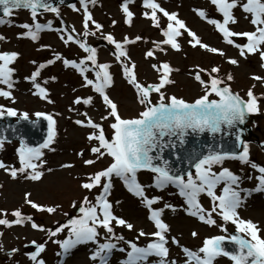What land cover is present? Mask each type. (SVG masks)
I'll return each instance as SVG.
<instances>
[{
  "label": "snow or ice",
  "instance_id": "1",
  "mask_svg": "<svg viewBox=\"0 0 264 264\" xmlns=\"http://www.w3.org/2000/svg\"><path fill=\"white\" fill-rule=\"evenodd\" d=\"M63 3V0H60ZM83 9L82 33L73 35L75 27L70 30L53 29L52 21L47 23L37 22L38 14L43 12L60 15V9L54 6L50 0H0V9L3 16L0 17V24L6 22L5 18L11 17L13 10H30L32 23H22L19 25L24 31L20 33L22 37H28L33 41L40 39V33L45 30L65 32L59 39L65 44H77L87 55L77 62L75 59L63 57L59 52H54L53 57L45 63H39L29 77L35 91L33 95L38 96L48 103L49 91L38 82L41 70L47 66L61 61L65 68L71 67L79 72L83 77V87H91L93 92L101 97L105 114L97 121L93 119L87 111L79 113L83 119H76L74 123L82 128L90 129L86 135L89 147L87 151L92 158L85 159V150L82 149L77 156L82 160L83 166L92 167L105 158L110 159L106 167L91 173L85 174L79 187L85 192L92 193L94 189H99L94 199H89L88 195L81 198L79 202L73 201L72 207H78L79 214L69 217L65 223L56 222L55 228L45 227L34 221L32 215H25L20 208L13 210L10 215L13 219H8L6 210L0 209V226L12 228L13 226H30L33 230L45 233L47 239L43 242L32 240L31 244L35 250L26 253L28 259L33 264H46L40 258L45 251L49 241L56 244L61 250L58 256L70 255L71 251L78 245H95L91 251L90 260L94 264H109L115 252L124 254V258L117 264H179L177 259L170 257L169 243L181 248L187 258L184 264H213L218 257L228 258L232 264H264V236L261 229L251 219L240 216L239 209L243 207L247 199L253 193L264 192V166L259 165L250 158L249 144L241 138L242 130H238L235 135V148L239 150L225 149L223 144L218 147L205 145L201 148L195 146L188 148L189 136H201L205 133L215 138L218 134L224 136L233 135L230 131L237 125H243L247 114L260 111L258 97L254 94L255 84L246 93L247 99L241 97L238 92H234L231 82L234 76L229 72L221 75L219 66L203 68L195 66L191 72L192 78L200 85L202 95L189 101L184 97L175 94H168L166 87L175 83L171 73L178 71L171 67L169 62L153 63L151 67L157 71L158 82L142 84L137 79L135 72L136 64L131 60L128 45L142 40L140 35L130 39L125 36L122 41H117L109 33L103 35L110 45H114L115 60L120 63L123 77L133 86L137 103L143 110L136 116L125 118L119 112V105L109 96L107 89L114 81L109 69V63H99L97 49L91 47L81 36L87 38L95 35L90 28L94 25L99 31L103 25L95 21L88 5L95 4L96 0H78ZM133 0H124L121 5L125 16V23L131 26L134 13L129 9V3ZM210 4L215 7L221 19L210 18L205 9H193L199 18L213 25L223 38V42L238 49L241 58L248 55L258 54L264 68V0H210ZM73 11H80L76 4H70ZM145 11L143 16L150 19L153 27L157 28L163 39L153 41V47L146 51V58H154L157 51L166 53V48L181 51L180 39L185 35L189 38L187 43L192 47L200 49L214 55L226 57L227 63L238 66L239 61L233 57H227L224 50L211 46L202 41V38L195 31L190 29L185 20L180 19L175 11H168L161 6L158 0H143ZM240 7L244 14V19L254 27L252 31H234L231 25L239 21L234 15V9ZM161 14V15H158ZM162 18H166V26L162 24ZM115 20L112 21L114 25ZM235 38H246L245 43H236ZM6 37L0 35V40ZM41 47H50L42 45ZM19 53L15 51L0 52V97L15 103L13 88L16 81L13 79L15 68L10 65L17 59ZM35 64V61H32ZM90 65V66H89ZM89 71L94 72L95 78L91 79L87 75ZM206 77V79H205ZM253 80L264 84V76L253 75ZM50 79L55 80L56 77ZM48 80L44 81L46 85ZM156 94L155 101L153 94ZM73 105H85L94 107L93 95L87 97L77 96L72 101ZM69 111H78L76 108H69ZM56 115H59L57 113ZM18 117L20 120L28 121L29 113H18L14 107H6L0 104V118ZM37 118L47 121V135L42 143L32 146L21 137L19 147L16 149L19 160V167L8 165L0 160V169L7 172L12 179L23 174L24 179L40 181L44 176L43 159L44 150L55 151L50 146L56 138V120L52 114L36 112ZM107 122V126L105 123ZM35 125L36 121H32ZM13 132L17 129L9 125ZM107 129V130H106ZM8 137L0 135V151ZM171 150L173 159L165 156V151ZM238 161L241 165H247L255 170L257 175L243 176L235 173L229 167L224 166L226 161ZM186 164L187 167H180ZM63 169H72L73 163L60 165ZM218 169V170H217ZM194 170V171H193ZM52 168H47L51 173ZM147 171L152 174V182L142 184L139 182L138 173ZM241 171H243L241 169ZM78 178V177H77ZM113 178H119L126 190L148 210V220L152 222L154 231H138L135 240H126L122 234H117L116 227H123L129 231L135 229V225L128 219L115 214L113 202L109 200L113 189ZM255 179L256 184L252 188L242 187L245 180ZM174 187L180 197L183 198V210L187 215L197 218L200 222L212 227H218L226 235H213L205 237L196 250H192L180 244V240L175 236H169L170 225L162 218L166 209L175 212L176 206L164 201L162 195H149V190L166 191L169 187ZM2 187V185H0ZM219 191V194H218ZM207 196L210 201V208H205L201 203V197ZM30 192H25L24 203L37 212L54 214L61 207L58 204L47 205L33 201ZM163 202L162 207H154ZM117 204L121 201H116ZM67 217L68 214L64 213ZM217 218L222 223H217ZM231 223L235 226V233H228L226 225ZM104 230L101 237L100 230ZM66 232L63 239L57 238L59 234ZM193 237L197 232L191 233ZM3 236V232H0ZM141 237L148 238L147 243L141 246L138 241ZM103 239V242H101ZM228 242L233 247H226ZM121 242L124 246L121 245ZM27 247V245H26ZM3 245L0 244V249ZM19 251L12 248L9 255ZM155 258L150 260V258ZM63 264V260H61Z\"/></svg>",
  "mask_w": 264,
  "mask_h": 264
},
{
  "label": "rangeland",
  "instance_id": "2",
  "mask_svg": "<svg viewBox=\"0 0 264 264\" xmlns=\"http://www.w3.org/2000/svg\"><path fill=\"white\" fill-rule=\"evenodd\" d=\"M124 0H96L95 4H89V11L95 21L103 25V28L99 31L95 30L94 25L90 24V28L95 32V35H90L87 38L83 36L80 39L85 43L97 49V58L99 63H109L111 65L109 71L113 76V85L107 89L109 96L119 105V112L122 117L130 118L136 116L143 110L142 106L137 103L136 93L127 80L123 77L122 68L119 62L115 60L114 45H110L107 40L103 39V35L111 33L117 41H122L125 36L130 39H134L135 36L140 35L142 40L137 41L134 44L128 45L129 55L131 60L136 64V75L139 82L142 84H151L158 82V73L151 65L159 62H169L171 67L178 69L171 73V79L175 81L174 84L166 87L168 94H175L178 97H184L191 101L202 95L200 85L194 81L190 74L195 70V66L199 65L203 68H210L211 66H219L221 68V75L231 73L234 76V80L231 82L232 90L238 92L244 99H247V91L253 84L256 87L253 89L254 94L259 98L258 104L260 111L257 113H250V117L254 120L249 121L252 125L253 132L257 137H252L249 144L250 158L264 166V84H261L251 77L253 75L264 76V68L261 67V63L258 61L259 55H248L247 58H241L239 51L235 47L223 42L221 34L207 36V44L220 48L225 51L227 57L236 58L239 63L238 66H233L227 63L226 57L210 54L199 47L192 48L187 40L186 35L180 39L182 45L181 51H176L170 47L166 48V53L157 51L154 58H146L145 53L147 50L153 47V41H159L163 39L160 31L153 27L151 21L148 22L147 18L143 16L145 11L143 7V0H133L129 3V9L134 13L133 22L131 26L125 23V16L122 11L121 5ZM161 6L168 11H175L178 13L179 18L185 20L187 26L193 30L195 28L199 31V28L195 24L202 21L193 9H205L210 18L217 17L221 19L220 15L216 13L215 7L210 4V0H158ZM78 8H81L79 2L75 3ZM60 9V15L55 13L43 12L38 14L37 22L47 23L52 21L53 29L70 30L75 27L76 32L72 33L74 36L78 33H82V20L83 9L80 11H73L69 5H58ZM158 15H161L158 13ZM234 15L237 19H240V24H235V30L237 31H252L254 27L245 20L242 9L237 7L234 9ZM6 22L0 24V35L6 37L5 40H0V52L3 51H15L19 53L17 59L10 65L15 68L13 79L16 81L13 88V96L15 100L18 98L21 101L16 105H11L12 102L3 97H0V104L6 107H14L18 110V113L28 112L30 118H36V112H45L52 114L56 120V138L55 142L50 146L55 151L48 149L44 150L43 159L46 161L44 166V173H47V168H52L53 171L49 173L48 179L53 182V186L44 191L42 195L38 197V203L53 205L58 204L61 207L54 214H48L43 212H37L29 205L21 203V211L25 215H32L36 223L42 224L45 227L55 228L56 222L65 223L69 217L76 216L79 212H76L78 207H72V202H79L85 195L89 196V199H94V196L98 193L99 189H94L92 193L85 192L79 187L85 174L99 170L106 167L110 163L109 158H105L103 161L98 162L92 167L83 166L82 160L77 156V153L82 149L85 150L84 158H92L91 154L87 151L89 144L86 140V135L90 129L77 126L74 121L76 119H83L84 117L79 115L81 112L87 111L88 114L95 120L99 121L100 117L105 114V109L101 101V97L94 93L92 88L83 87V77L78 71L71 67L65 68L61 61L47 66L41 70V76L38 78V82L42 86L46 87L49 91V99L53 101L48 103L46 100L40 99L38 96L33 95L35 89L32 86L30 80L25 79L29 77L35 70L39 63H45L48 59L53 57L54 52H59L63 57L69 59H75L79 62L80 59L85 57L87 53L83 51L77 44L69 43L65 45L59 36L65 34V32L54 31L45 29L40 33V39L33 41L28 37L20 36L24 30L19 27L22 23H32L30 10L17 9L13 10L11 17L5 18ZM116 23L113 25L112 21ZM166 18H162V24L166 26ZM191 26L193 28H191ZM234 29V25H231ZM194 31V30H193ZM236 43H245L246 38H235ZM47 45L50 47H41ZM175 53V55L173 54ZM32 61L36 63L33 64ZM90 66V65H89ZM89 78L94 79L95 74L92 71L87 73ZM56 77L55 80L50 79ZM206 79V77H205ZM48 80L45 85L44 81ZM3 87V86H0ZM93 95L94 107L81 105H73L72 101L75 97H87ZM156 94H153V100L155 101ZM76 108L78 111H69V108ZM59 113V115H56ZM14 118L13 121H17ZM3 122H7L3 119ZM107 126V122H104ZM4 130V127L0 128ZM107 130V129H106ZM5 131H0V135H3ZM19 147L18 140H12L5 142L4 148L0 151V160L8 165H14L19 167L18 154L16 149ZM64 163H73L75 167L71 169L69 175L60 178H55L53 173L63 170L60 167ZM237 174L248 176L257 175L255 170H252L247 165H241L238 161H226L225 165ZM241 169L243 171H241ZM3 169H0V171ZM218 170V169H217ZM61 172V171H60ZM1 174V173H0ZM78 177V178H77ZM8 178L10 182L17 181L15 184H19L21 179H24L23 174L18 175L16 179H12L6 172V175H0V179ZM47 179V180H48ZM58 179V180H57ZM139 182L142 184H149L152 182V174L147 171H141L138 173ZM26 180V179H25ZM45 183V182H44ZM256 184L255 179L248 181L245 180L242 187L252 188ZM162 195L164 201L169 202L176 206V211L173 212L170 209H166L163 214V219L170 225L169 236H175L180 240V244L186 246L192 250L198 249L202 246L203 239L205 237L213 235H226L216 226H208L200 222L197 218L191 217L183 210V198L177 193L174 187H169L166 191L160 192L158 190H149V195ZM219 194V191H218ZM109 200L113 202V210L116 215L122 216L128 219L135 225V229L129 231L123 227H116L117 234H122L126 240H135L138 231L143 229L145 232L154 231L152 222L148 220V210L140 203L138 198L130 194L124 187L122 181L119 178H113V189ZM116 201H121L117 204ZM201 203L205 208H210V201L207 196L201 197ZM25 205V206H24ZM15 205L8 207L5 203L0 201V209L6 210L9 214L8 219H13L10 213L15 210ZM163 202L154 207H162ZM64 213H67L66 217ZM240 216L245 219H251L261 229V235L264 236V192L253 193L246 201L245 205L239 209ZM217 223H222L217 218ZM27 227V233L26 229ZM228 233L235 230V226L231 223L226 225ZM24 230V231H23ZM195 231L198 233L196 237H193L191 233ZM0 232H3V236H0V242L7 246L6 241L12 248H17L19 251L12 253L11 249H0V264H33L26 255V253L34 251L35 246L31 244L32 240L37 242H43L47 239L45 233L38 230H28L26 226H13L12 228H5L0 226ZM101 237L104 236V230L101 229ZM26 233L25 236L19 238ZM67 235L66 232L59 234L57 238L63 239ZM145 237H141L138 243L143 246L147 243ZM103 242V239H101ZM27 245V247H26ZM124 246L121 242V245ZM95 245L89 243L87 245H78L73 249L68 256H58L61 250L59 247L49 241L46 245L45 251L41 254L42 259L46 264H94L90 260L92 249ZM170 249V257L177 259L179 264H184L187 259L181 248L171 244L168 245ZM124 258V254L120 252L113 253L109 264H117V262ZM155 259L150 258V260ZM194 264V262H193ZM213 264H232V262L226 257H218Z\"/></svg>",
  "mask_w": 264,
  "mask_h": 264
},
{
  "label": "water",
  "instance_id": "3",
  "mask_svg": "<svg viewBox=\"0 0 264 264\" xmlns=\"http://www.w3.org/2000/svg\"><path fill=\"white\" fill-rule=\"evenodd\" d=\"M77 1L78 0H63V3L72 4ZM50 2L54 6L61 3L60 0H50ZM1 15H3L2 9H0V16ZM7 118L11 120L13 117H7ZM249 118L250 116L249 114H247L245 123L243 125H237L235 129L230 130L233 133V135L224 136L222 134H218L215 138H213L209 134L205 133L198 137L189 136L188 137L189 143L188 145H186V147L191 148L195 146L197 148H201L202 146H205V145H212L215 148V147H218L220 144H223L225 149L239 150L235 148L234 133L238 130H242L241 138L242 139L246 138L245 142L248 143L250 136L253 134L251 126L246 125ZM1 119L2 118H0V128L4 127L5 129L4 130L0 129V131H5L3 135L8 137L7 140H12L15 138L21 139L22 137L27 141L29 145L35 146V145L42 143L47 135V121H45L42 117L36 121L35 125H33L32 120L29 119L28 121H24V120L21 121L18 124V126H15V124H12L11 121H9L8 123H3ZM9 125L14 126L17 129V131L13 132L11 128H9ZM246 131L249 134L248 136H246ZM165 156L170 159H173L175 163V158L171 155V150H166ZM180 167H187V165L186 164L180 165ZM234 233L235 231L232 232L231 234H234ZM225 243H228V242L226 241ZM232 247L233 246L231 244L228 246L229 249H231Z\"/></svg>",
  "mask_w": 264,
  "mask_h": 264
},
{
  "label": "bare ground",
  "instance_id": "4",
  "mask_svg": "<svg viewBox=\"0 0 264 264\" xmlns=\"http://www.w3.org/2000/svg\"><path fill=\"white\" fill-rule=\"evenodd\" d=\"M213 18H217V17H213ZM147 21L150 22V19L147 18ZM238 21H239L238 24L241 25L240 19H238ZM195 24L199 28V31H197L192 26H191V28H193V30L197 33V35L202 38V41L204 43H207V38L205 35H203V33L206 34L207 36L220 34L218 31L215 30V27L213 25H210L208 23L205 24L202 21H200L199 23L196 22ZM235 29L236 28L234 25L233 30L237 31ZM173 55H175V53ZM258 61L262 62L260 60V57L258 58ZM20 101H21V99L17 97V99L15 100V103H11V105H16ZM60 171L53 173L54 176L56 175L55 178H60L61 176L65 177V176L69 175V173L71 172V169H63ZM0 173L2 175H6V172L4 170H1ZM48 175H49V172L45 173L43 178L40 181H31V180L21 179L19 181V184H17V183L15 184V182H17V181H13V182L8 183V181H9L8 178L0 179V185H2V187H0V201L5 203L8 207L15 205L14 206V207H16L15 209H17L19 206H21V203H24L25 192H30L31 193L30 198L33 201L37 202L39 195H42L44 193V191H46L49 188L50 185L51 186L54 185L53 182H50V180L48 179V177H50ZM24 229H26V233H27V227H25ZM30 229H32V228L30 226H28V230H30ZM26 233H23V235L20 236L19 238H22L23 236H25ZM0 244H2V243L0 242ZM6 244H7V246L2 244L3 248L1 250L11 249V245H9L8 241H6Z\"/></svg>",
  "mask_w": 264,
  "mask_h": 264
}]
</instances>
